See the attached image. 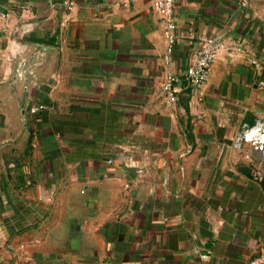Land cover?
Returning <instances> with one entry per match:
<instances>
[{
  "label": "crops",
  "instance_id": "obj_1",
  "mask_svg": "<svg viewBox=\"0 0 264 264\" xmlns=\"http://www.w3.org/2000/svg\"><path fill=\"white\" fill-rule=\"evenodd\" d=\"M0 0V82L19 43L56 47L21 133L0 103V264H250L264 244V0H176L165 59L155 0ZM201 91L169 101L203 35Z\"/></svg>",
  "mask_w": 264,
  "mask_h": 264
},
{
  "label": "built area",
  "instance_id": "obj_2",
  "mask_svg": "<svg viewBox=\"0 0 264 264\" xmlns=\"http://www.w3.org/2000/svg\"><path fill=\"white\" fill-rule=\"evenodd\" d=\"M176 0H155L154 6L162 12V18L165 25V36L167 41L165 59L170 62L172 59L175 42L177 39V19L175 12ZM248 0H242L246 5ZM70 7L75 4V0L68 1ZM223 45V39L217 35H203L200 44L191 63L183 73L169 68L166 72L163 89L167 94L169 101L174 102L178 99L179 94L186 90L187 85L202 90L207 81L213 62ZM47 107L44 102L34 101L28 106L30 114ZM244 142H250L260 151L263 160L264 169V118H258L254 122L243 121L240 129L234 137V145L241 147ZM264 177V173L260 178ZM250 264H264V244L260 247L259 252L250 260Z\"/></svg>",
  "mask_w": 264,
  "mask_h": 264
},
{
  "label": "water",
  "instance_id": "obj_3",
  "mask_svg": "<svg viewBox=\"0 0 264 264\" xmlns=\"http://www.w3.org/2000/svg\"><path fill=\"white\" fill-rule=\"evenodd\" d=\"M56 47L41 42L19 43L6 79L0 82V103H6L18 116L21 133H29L28 106L32 90L38 86Z\"/></svg>",
  "mask_w": 264,
  "mask_h": 264
}]
</instances>
